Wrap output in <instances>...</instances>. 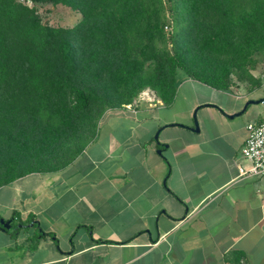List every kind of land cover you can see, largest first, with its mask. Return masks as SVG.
<instances>
[{
    "label": "crops",
    "instance_id": "1",
    "mask_svg": "<svg viewBox=\"0 0 264 264\" xmlns=\"http://www.w3.org/2000/svg\"><path fill=\"white\" fill-rule=\"evenodd\" d=\"M262 97L182 76L169 105L146 94L107 111L69 165L0 187V219L54 234L0 228V264H264V175L241 172L264 103L223 113Z\"/></svg>",
    "mask_w": 264,
    "mask_h": 264
},
{
    "label": "trees",
    "instance_id": "2",
    "mask_svg": "<svg viewBox=\"0 0 264 264\" xmlns=\"http://www.w3.org/2000/svg\"><path fill=\"white\" fill-rule=\"evenodd\" d=\"M32 1L82 17L74 26L51 25L36 7L0 0V187L69 165L95 139L104 114L146 88L171 104L181 71L221 90L233 76L250 92L263 85L252 71L264 59V0ZM16 216L6 230L32 223L34 240L54 235L35 216Z\"/></svg>",
    "mask_w": 264,
    "mask_h": 264
},
{
    "label": "rangeland",
    "instance_id": "3",
    "mask_svg": "<svg viewBox=\"0 0 264 264\" xmlns=\"http://www.w3.org/2000/svg\"><path fill=\"white\" fill-rule=\"evenodd\" d=\"M20 1L26 3L30 6L36 7L38 10V13L42 17L43 21L47 22L51 25L74 26L78 21L81 20V17H82L81 13L79 11L74 10L71 7H68V6H65L62 4L54 5L50 1H48V2H35L32 0H20ZM170 47H171V45H170ZM263 71H264V59H260V62L258 63L257 68L254 69L252 71V73L256 78H259L263 81V78L261 77V74ZM180 76H186V74L183 71H181ZM233 80H234V83L232 84L231 88L236 89L240 85H243L244 87H246L244 85V83L240 82L236 76H233ZM263 87H264V85H262V87H260V88H257L256 90L261 89ZM198 93L200 95H205V94L209 95V94L215 93V92H213L212 90L211 91L207 90L205 87H201L200 92H198ZM143 94L151 95L154 98H156L158 96L155 90H153L151 88H146L140 92L137 99L140 96H143ZM194 116H195V114H194ZM194 120H195V118L193 119V121ZM197 120L199 122L198 113H197Z\"/></svg>",
    "mask_w": 264,
    "mask_h": 264
},
{
    "label": "built area",
    "instance_id": "4",
    "mask_svg": "<svg viewBox=\"0 0 264 264\" xmlns=\"http://www.w3.org/2000/svg\"><path fill=\"white\" fill-rule=\"evenodd\" d=\"M261 77L264 83V71ZM247 130L248 136L242 148V155L249 161L250 167H242L241 172L249 176L264 175V120L249 122Z\"/></svg>",
    "mask_w": 264,
    "mask_h": 264
},
{
    "label": "water",
    "instance_id": "5",
    "mask_svg": "<svg viewBox=\"0 0 264 264\" xmlns=\"http://www.w3.org/2000/svg\"><path fill=\"white\" fill-rule=\"evenodd\" d=\"M259 103H264V97L262 98H259V99H250L244 106V108L242 109V111H239L237 113H234V114H228L226 112L223 111V113L227 116V117H231V118H234L236 116H239L241 114H243L247 108L249 107V105L251 104H259ZM195 130H199V125H198V121H197V118H196V114H195ZM12 227V220L9 219V220H5L4 218H1L0 219V228L3 229V230H6V229H10Z\"/></svg>",
    "mask_w": 264,
    "mask_h": 264
}]
</instances>
